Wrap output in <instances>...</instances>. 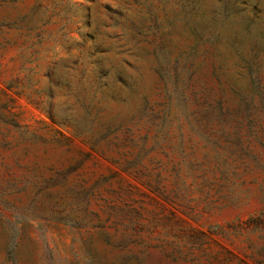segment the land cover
<instances>
[{"label": "rangeland", "instance_id": "374dc122", "mask_svg": "<svg viewBox=\"0 0 264 264\" xmlns=\"http://www.w3.org/2000/svg\"><path fill=\"white\" fill-rule=\"evenodd\" d=\"M0 264H264V0H0Z\"/></svg>", "mask_w": 264, "mask_h": 264}]
</instances>
